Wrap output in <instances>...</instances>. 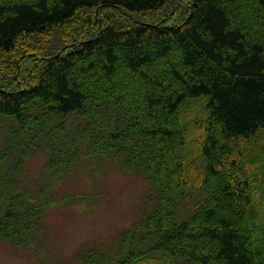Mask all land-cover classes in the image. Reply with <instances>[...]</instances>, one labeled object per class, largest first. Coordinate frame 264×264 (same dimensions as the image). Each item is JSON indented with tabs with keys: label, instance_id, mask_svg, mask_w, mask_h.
Here are the masks:
<instances>
[{
	"label": "trees",
	"instance_id": "1",
	"mask_svg": "<svg viewBox=\"0 0 264 264\" xmlns=\"http://www.w3.org/2000/svg\"><path fill=\"white\" fill-rule=\"evenodd\" d=\"M178 1L0 0V55L81 11L115 9L133 21L110 16L83 40L46 52L33 82L0 86V131L14 119L16 132L47 144L67 119L82 118L64 137L67 156L51 141L56 163L113 158L147 174L141 236L150 247L139 251L132 240L117 264H141L150 252L178 264H264V0H190L180 22L143 19ZM197 102L207 115L204 199L181 220L190 197L183 117ZM12 153H0V184ZM15 198L0 200V237L13 242L37 231L42 209Z\"/></svg>",
	"mask_w": 264,
	"mask_h": 264
},
{
	"label": "rangeland",
	"instance_id": "2",
	"mask_svg": "<svg viewBox=\"0 0 264 264\" xmlns=\"http://www.w3.org/2000/svg\"><path fill=\"white\" fill-rule=\"evenodd\" d=\"M189 2L180 0L143 19L154 23L165 19L168 24L177 19L180 22ZM110 16L117 24L128 26L133 22L115 9L81 11L62 28L20 39L13 52L0 55V86L12 90L20 88L18 83L24 85L23 79L26 83L33 82L31 78L44 65L41 57L46 52H56L83 40L94 33L95 27L107 24ZM198 105L199 102L191 114L183 117V123L189 126V135L179 154L188 166L190 197L178 209L181 220L194 212L204 199L201 184L206 160L202 147L207 136L203 133L207 115ZM80 122L82 118L67 119L65 130L58 126L47 144L31 142L29 137L16 132L14 119H6L2 124L0 153L12 150L13 162L2 173L0 193H7L0 200L3 204L2 197L15 196L25 207L39 202L42 209L37 231L23 234L26 240L22 237L13 242L0 237V264H117L126 257L124 250L131 249L132 240L139 251L150 247L141 236L146 231V207L151 203L150 182L144 171H129L113 158L94 160L81 155L72 159L61 157L58 163L53 160L55 155L59 156L55 154L59 150H53L51 141L57 137L56 148L63 151L60 155L67 156L70 145L64 137L70 136ZM255 198L258 201V196ZM147 255L150 259L141 264H178L162 253Z\"/></svg>",
	"mask_w": 264,
	"mask_h": 264
}]
</instances>
